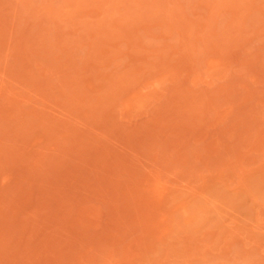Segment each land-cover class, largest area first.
Returning a JSON list of instances; mask_svg holds the SVG:
<instances>
[{
    "label": "rangeland",
    "instance_id": "rangeland-1",
    "mask_svg": "<svg viewBox=\"0 0 264 264\" xmlns=\"http://www.w3.org/2000/svg\"><path fill=\"white\" fill-rule=\"evenodd\" d=\"M0 264H264V0H0Z\"/></svg>",
    "mask_w": 264,
    "mask_h": 264
}]
</instances>
